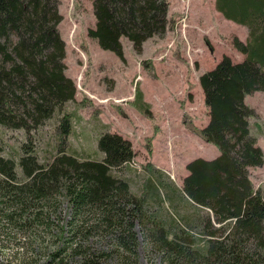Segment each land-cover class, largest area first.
I'll list each match as a JSON object with an SVG mask.
<instances>
[{
  "label": "trees",
  "instance_id": "trees-1",
  "mask_svg": "<svg viewBox=\"0 0 264 264\" xmlns=\"http://www.w3.org/2000/svg\"><path fill=\"white\" fill-rule=\"evenodd\" d=\"M59 4L0 0V125L29 132L56 114L55 154L45 153V161H38L29 142L21 145L17 161L4 157L0 144V235L49 228L52 215L60 218L62 196L70 209L67 227L55 231L61 245L42 264H139L137 228L164 264H264V195L248 171L263 164L264 154L250 132L254 110L245 103L246 96L264 90V0H214L224 19L247 30L245 41L231 40L241 61L224 55L199 75L208 108L199 134L218 156L189 161L181 186L152 164L143 165L146 177L137 193L111 173L123 165L136 171L129 140L99 134L101 157H80L69 145L75 111L63 109L76 88L64 73ZM91 4L95 25L88 35L120 59L123 39L140 51L168 27V0ZM141 99L136 88L134 100L139 105Z\"/></svg>",
  "mask_w": 264,
  "mask_h": 264
},
{
  "label": "rangeland",
  "instance_id": "rangeland-1",
  "mask_svg": "<svg viewBox=\"0 0 264 264\" xmlns=\"http://www.w3.org/2000/svg\"><path fill=\"white\" fill-rule=\"evenodd\" d=\"M59 1L64 73L76 88L74 100L66 102L63 110L75 111L69 145L77 155L101 157L96 144L101 133H117L129 140L134 152L132 164L137 169L131 168L136 171L123 165L111 173L125 178L133 193L146 177L143 165L152 164L181 186L189 161L218 156L217 147L199 134L208 122L199 75L212 69L224 55L232 62L242 60L231 40L245 41L244 26L224 19L215 10L214 0H168L166 32L145 40L140 51L123 39L124 58L120 59L88 35V28L95 25L91 0ZM136 88L141 90V101L148 111L141 110V101L139 105L135 102ZM245 103L254 110L250 132L264 154V90L246 96ZM55 124L56 114L29 132L0 125L1 154L17 161L22 155L21 145L29 142L38 161H45V153L55 154L51 133ZM248 171L254 188L264 195V162ZM58 199L60 218L52 215L49 228L41 225L23 234V229L18 233L12 229L9 237L0 235V264H42L49 260L48 253L61 245L55 231L67 227L70 213L65 199ZM137 232L139 264H164L138 228ZM95 242L97 246L98 240ZM70 264L78 263L72 260Z\"/></svg>",
  "mask_w": 264,
  "mask_h": 264
},
{
  "label": "crops",
  "instance_id": "crops-1",
  "mask_svg": "<svg viewBox=\"0 0 264 264\" xmlns=\"http://www.w3.org/2000/svg\"><path fill=\"white\" fill-rule=\"evenodd\" d=\"M220 15H221V14H220ZM200 148H201V147H200ZM218 153H219V152H218ZM186 175H187V174H185L184 176H186ZM184 176H183V177H184Z\"/></svg>",
  "mask_w": 264,
  "mask_h": 264
}]
</instances>
